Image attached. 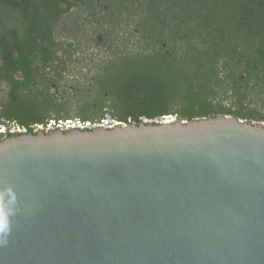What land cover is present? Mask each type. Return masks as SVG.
Wrapping results in <instances>:
<instances>
[{
  "label": "water",
  "instance_id": "water-1",
  "mask_svg": "<svg viewBox=\"0 0 264 264\" xmlns=\"http://www.w3.org/2000/svg\"><path fill=\"white\" fill-rule=\"evenodd\" d=\"M0 264H264V124L3 139Z\"/></svg>",
  "mask_w": 264,
  "mask_h": 264
},
{
  "label": "trees",
  "instance_id": "trees-1",
  "mask_svg": "<svg viewBox=\"0 0 264 264\" xmlns=\"http://www.w3.org/2000/svg\"><path fill=\"white\" fill-rule=\"evenodd\" d=\"M115 36L134 45L137 87L127 94L144 95L145 121L225 116L264 124V0H0V123L26 134L51 126L40 102L26 97L17 106L18 90L45 78L58 52L71 61L109 52ZM106 92L101 87L99 97ZM83 109L80 125H99Z\"/></svg>",
  "mask_w": 264,
  "mask_h": 264
},
{
  "label": "flooded vegetation",
  "instance_id": "flooded-vegetation-1",
  "mask_svg": "<svg viewBox=\"0 0 264 264\" xmlns=\"http://www.w3.org/2000/svg\"><path fill=\"white\" fill-rule=\"evenodd\" d=\"M127 39L124 36H115L111 51H86L72 61L65 52H58L56 55L60 60H57L56 65L46 63L47 67L42 72L46 73L45 78L36 79L30 90L23 88L18 90L17 106H21L22 101L29 97L33 104L38 105L40 102L41 106L44 105L48 109L43 111V116L46 117L45 122L51 126L47 128L39 126L36 132L40 130L66 132L74 128L87 130V126L80 125L86 116L83 108L87 107L90 108L89 122L99 124L98 126L112 127L145 122V119L138 115L145 109L144 95L140 93L137 99L133 100L127 94L137 87L133 83V57L137 54L133 53L134 45ZM107 45L108 43L99 44L101 48H106ZM55 74L58 76L54 80ZM102 74H105L103 81L99 79V75ZM17 80H22L20 74ZM101 87L107 90L103 97L98 95ZM86 92L89 96L84 99ZM87 101L90 105L86 104ZM96 110L98 113L95 114ZM7 132L26 133L21 129L7 131L0 123V136Z\"/></svg>",
  "mask_w": 264,
  "mask_h": 264
}]
</instances>
